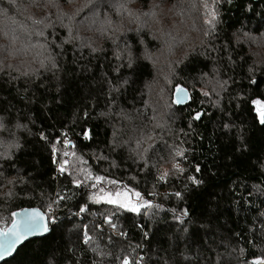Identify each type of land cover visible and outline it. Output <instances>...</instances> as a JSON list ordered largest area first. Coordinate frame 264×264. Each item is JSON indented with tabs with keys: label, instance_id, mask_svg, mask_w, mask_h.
<instances>
[{
	"label": "trees",
	"instance_id": "obj_1",
	"mask_svg": "<svg viewBox=\"0 0 264 264\" xmlns=\"http://www.w3.org/2000/svg\"><path fill=\"white\" fill-rule=\"evenodd\" d=\"M86 2L59 0L67 13ZM119 2L110 0L113 5ZM204 2L136 0L130 5L133 12L160 4L154 19L142 17L139 37L128 31L135 30L138 22L118 15L107 3L96 17L93 8H83L72 25L74 35L91 41L97 51L81 47V40L63 44L58 69L49 66L45 71L39 69V61L47 52L32 47L45 43L35 35L42 26L29 17L50 15L49 22L56 26L45 36L60 44L68 32L56 19V10L32 7L31 0L14 4L0 0V66L4 67L0 122L7 126L0 131V228L11 226L12 212L37 208L47 213L57 192L69 197L54 206L57 224L51 232L25 242L2 264H122L125 256L132 264L141 256L142 264H249L264 253V247L248 243L264 227V125L252 104L255 99L264 101V0H206L217 14L211 27L204 23L209 18ZM106 19L113 26L123 25L134 41L137 58L131 67L115 59V46L101 35ZM206 30L211 35L206 37ZM49 51L61 53L50 43ZM213 68L220 80H230L227 91L217 89L220 96L211 92L212 84L201 82L202 77L213 79ZM35 69H39L36 76L20 75ZM250 76L256 85L248 83ZM177 84L190 92L185 106L172 103ZM202 90H209L218 106L202 96ZM196 112L203 113L200 120L193 119ZM18 124L26 127L17 128ZM62 132L68 133L74 151L94 173L140 191L160 207L135 215L91 204L77 215L85 198L54 163L64 159L63 144L56 145V156L51 151L57 139H64ZM84 133L91 139H85ZM149 135L152 140L144 139ZM137 141H142L140 151L149 149L147 167L137 162ZM170 146L185 150L186 159L180 163L186 171L161 183L157 169L171 170ZM5 153L10 159L4 158ZM99 156L107 159L97 160ZM67 159L73 162L71 156ZM189 176L200 183L192 184ZM176 191L182 199L171 195ZM114 211L115 230L103 223L104 216ZM183 211L188 215L181 216ZM96 224L103 225L102 233ZM85 226L94 243H83ZM97 245L103 255L93 251Z\"/></svg>",
	"mask_w": 264,
	"mask_h": 264
},
{
	"label": "snow or ice",
	"instance_id": "obj_2",
	"mask_svg": "<svg viewBox=\"0 0 264 264\" xmlns=\"http://www.w3.org/2000/svg\"><path fill=\"white\" fill-rule=\"evenodd\" d=\"M15 0H8L9 4H14ZM136 0H121V2L113 5L110 3V0H87V2L82 5L80 8H76L73 12L67 13L61 7L59 0H31V6L35 8H40L45 10L46 12L50 9L56 10V19L60 22V25L67 29L68 37L66 39H62L60 44L56 43L55 38L51 41H48L47 37L45 36V32L47 29H55V23L49 22L50 15H45L43 18L40 19H32V23L34 25L42 26L40 30L35 32L37 37H41L45 40V43H40L36 45H32V47H39L47 52V55L44 56L43 59L39 61V69H44L45 71L49 70V66L51 69H58V62L57 56L61 55L63 52V44L72 43L75 40H81V47H87L91 49L92 52H96L97 48L93 47V43L91 41L84 42L79 35H74L73 30V23L76 17L83 11V8H93L92 15L96 17L99 15V11L104 7L105 3H107L108 7H114L117 9V14L120 15L121 13L126 14L129 18L134 19L137 21V27L135 30L129 29L128 31H134L135 35L139 37L140 32L143 30V23L141 22L142 17H147L149 19H154L157 16V12L155 9L160 8V4L153 3L151 7L147 11H140L133 12L130 5L135 3ZM214 2H218V0H214ZM68 4L75 3V0H67ZM231 3V0H229ZM95 5V7H93ZM204 8L207 10V17L204 20L206 25L214 24L217 19V14L214 7H210L209 4L204 2ZM175 7V5L173 6ZM67 20L68 23L65 24L64 20ZM106 27L101 29V35L107 36V39L111 40V43L115 46L113 50V56L116 60L124 61L128 67H131L132 64L135 62L137 58L133 52L134 41L127 35V32L123 30V25L113 26V22L111 19H106L105 21ZM108 31H111L113 35H107ZM58 35V34H56ZM204 35L207 37L211 35V31L206 30ZM121 37L123 39L121 40ZM15 39V38H14ZM49 43L55 45V47L61 49V53L53 54L49 51ZM138 43L143 45L144 41L142 38L138 40ZM11 65H8V68H11ZM39 69L31 70V71H23L20 75L23 76H36L39 74ZM4 71V67L0 66V72ZM249 72H253L252 68H249ZM213 79L212 80H205L204 77L201 78V82L207 84H212L213 87L211 88V92L215 93L216 96H220V89L221 91H227L228 85L230 80H220L218 78V70L213 68ZM18 78V77H14ZM234 83V81H232ZM248 83L251 85H256L257 80L254 77H249ZM113 91H118V88L112 89ZM202 96L207 97L213 106H218V100H211L209 90H202L200 93ZM191 99L189 91L187 88L182 87L180 85L175 86L174 91V99L172 101L173 104L181 105ZM252 104L255 106L256 115L258 117V122L261 125H264V101L259 99H255L252 101ZM88 113L85 112L84 116L87 117ZM202 112H196L193 116L194 120H200L202 117ZM75 122V121H74ZM17 128L26 127L22 125H16ZM156 127H163L160 124H157ZM227 127V125H225ZM7 130V126L0 122V131ZM40 138L42 140H47V137L40 133ZM61 136L64 139L61 141L57 139L54 144L51 146V151L53 156H56L58 153V149L56 145L63 144V157L64 159L54 160V163H57V171L61 175L67 174L70 177V183L75 189H80L79 195L85 198V202L81 205H78L79 212L76 213L79 215L80 213H85L88 211V206L91 204L95 205H110L115 210H123L124 212L133 213L135 215H140L142 209H152L153 207L159 208L160 205H153L151 202L146 200L140 191H136L133 188L128 187L127 185H122L119 181L115 179H109L105 175H100L94 173L89 167L86 165L88 164L87 160L83 158L82 155H77L75 149V145L72 143L70 139H68V133L62 132ZM85 139H91L90 135L84 133ZM146 140H152L153 137L151 135L145 137ZM142 141H137V150L135 155L139 157L137 162L143 161L145 167L148 166V159L147 153L149 149L145 148L143 151H140ZM19 147L17 143L15 145ZM116 145L114 144V147ZM151 147V145H150ZM171 147V146H170ZM71 149V150H70ZM69 156L73 158V162L70 163ZM5 159H10V157L5 153ZM97 160H104L107 159L105 156L96 157ZM159 159L163 160L164 157H160ZM186 159L185 150L181 148L171 147V151L169 152V161L171 163V170L160 171L157 169L159 174L157 175L156 179L158 182L166 183L170 177V175H183L186 171L184 167L181 166L180 161ZM81 165H85L81 167ZM156 167L155 164L152 165ZM261 168L264 169V162L261 163ZM71 169V171H70ZM196 171L199 172V167L196 168ZM0 176H3V172H0ZM188 180L191 181L192 184H199L198 181L194 176L187 177ZM11 193H8L10 195ZM155 193H153L154 195ZM73 196L77 195L76 192L72 193ZM177 199H182V194L179 191L171 193ZM69 197L67 195L61 194L57 192L56 198L52 199L50 203L47 205V213L32 209L23 210L20 212H12L11 213V226L0 228V259H3L5 256L12 254L16 246L22 244L25 240H27L30 236H45L52 230V226L57 224V217L55 216V208L54 206H59L62 201L68 200ZM115 211L111 214L105 215L103 223L107 224L111 227V229L115 230L117 228L116 223L113 221V216L115 215ZM147 214V213H145ZM95 215V214H93ZM188 212L183 211L181 216H187ZM261 216H264V213H261ZM181 224L183 220L181 217L176 218ZM95 227L103 232V225L96 224ZM187 231V229H184ZM120 235L126 236V233L121 232ZM145 238H147V233H144ZM93 237L89 235L87 230V226H85V230L83 232V243L88 245L90 243H94ZM109 242L111 241V237H109ZM248 243L253 247H264V227H262L259 233H256L251 239L248 240ZM139 247V245H138ZM93 251L97 252L98 255H103V252L99 250V246L97 245ZM239 253L243 255L244 248H239ZM143 256H141L135 264H142ZM95 264V262H94ZM122 264H132V261L129 259L128 256H125L122 260ZM247 264V261H245ZM251 264H264V253L260 256L255 258Z\"/></svg>",
	"mask_w": 264,
	"mask_h": 264
},
{
	"label": "water",
	"instance_id": "obj_3",
	"mask_svg": "<svg viewBox=\"0 0 264 264\" xmlns=\"http://www.w3.org/2000/svg\"><path fill=\"white\" fill-rule=\"evenodd\" d=\"M256 2H259V1H261V0H255ZM189 94H190V92H189ZM191 96V95H190ZM174 97V96H173ZM190 102V100L189 101H187V102H185V103H183V104H181V105H177V106H185L186 104H188ZM176 105V104H175ZM33 209H36V210H39V211H41L40 209H37V208H33ZM24 210H29V211H31L32 209H24ZM21 211H23V210H21ZM20 212V211H19ZM10 227V226H9ZM51 232V231H50ZM49 232V233H50ZM49 233H47L45 236H47ZM42 237H44V236H30L27 240H25L22 244H19V245H17L16 246V249H15V251L12 253V254H10V255H7V256H5L3 259H0V264H2L3 262H5V261H7V260H9V259H11L12 257H14L15 256V254L18 252V250L20 249V247L25 243V242H27V241H29V240H32V239H36V238H42Z\"/></svg>",
	"mask_w": 264,
	"mask_h": 264
},
{
	"label": "rangeland",
	"instance_id": "obj_4",
	"mask_svg": "<svg viewBox=\"0 0 264 264\" xmlns=\"http://www.w3.org/2000/svg\"><path fill=\"white\" fill-rule=\"evenodd\" d=\"M252 260H254V259H252ZM252 260H250L249 264H251V261H252Z\"/></svg>",
	"mask_w": 264,
	"mask_h": 264
},
{
	"label": "built area",
	"instance_id": "obj_5",
	"mask_svg": "<svg viewBox=\"0 0 264 264\" xmlns=\"http://www.w3.org/2000/svg\"><path fill=\"white\" fill-rule=\"evenodd\" d=\"M252 261H253V260H252ZM252 261H251V262H252Z\"/></svg>",
	"mask_w": 264,
	"mask_h": 264
}]
</instances>
